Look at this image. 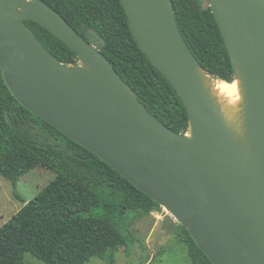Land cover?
I'll return each mask as SVG.
<instances>
[{"label":"water","instance_id":"obj_1","mask_svg":"<svg viewBox=\"0 0 264 264\" xmlns=\"http://www.w3.org/2000/svg\"><path fill=\"white\" fill-rule=\"evenodd\" d=\"M133 35L183 102L174 133L101 51L41 0H0V71L19 104L92 152L165 208L212 264H264V0H210L244 89L246 138L235 139L206 90L171 0H121ZM33 21L65 43V65ZM190 133V135H189Z\"/></svg>","mask_w":264,"mask_h":264},{"label":"trees","instance_id":"obj_2","mask_svg":"<svg viewBox=\"0 0 264 264\" xmlns=\"http://www.w3.org/2000/svg\"><path fill=\"white\" fill-rule=\"evenodd\" d=\"M57 11L98 49L139 101L174 133L190 130L187 110L169 81L139 47L121 0H41ZM179 30L203 69L214 79L235 80L223 36L204 0H171ZM39 42L65 65L77 55L33 21H24ZM55 178L0 227V264H26L28 256L42 264H86L125 247L135 237L130 216L149 215L151 198L89 150L23 108L7 88L0 71V175L12 183L17 198L20 178L35 167ZM192 264H212L179 225Z\"/></svg>","mask_w":264,"mask_h":264},{"label":"rangeland","instance_id":"obj_3","mask_svg":"<svg viewBox=\"0 0 264 264\" xmlns=\"http://www.w3.org/2000/svg\"><path fill=\"white\" fill-rule=\"evenodd\" d=\"M209 6L204 0L199 9ZM93 45L97 48L101 42L91 34ZM190 135V133H189ZM55 178V174L43 167H35L24 174L14 194L12 183L0 175V227L22 209V200L33 199ZM130 230L135 244L130 252L125 247L109 252L103 259L94 258L86 264H192L180 237L179 223L163 207H156L149 215L130 216ZM26 264H42L31 256Z\"/></svg>","mask_w":264,"mask_h":264},{"label":"bare ground","instance_id":"obj_4","mask_svg":"<svg viewBox=\"0 0 264 264\" xmlns=\"http://www.w3.org/2000/svg\"><path fill=\"white\" fill-rule=\"evenodd\" d=\"M200 77L234 138L244 141L246 138L245 94L240 77L237 76L232 83L212 80L204 72H200Z\"/></svg>","mask_w":264,"mask_h":264}]
</instances>
